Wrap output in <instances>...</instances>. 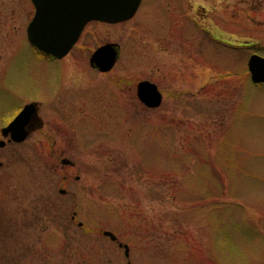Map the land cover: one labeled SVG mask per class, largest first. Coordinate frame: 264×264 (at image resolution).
<instances>
[{"label":"rangeland","instance_id":"rangeland-1","mask_svg":"<svg viewBox=\"0 0 264 264\" xmlns=\"http://www.w3.org/2000/svg\"><path fill=\"white\" fill-rule=\"evenodd\" d=\"M5 7L0 94L18 96L0 110L39 100L44 126L0 182V264H264V86L247 67L264 56V0H143L129 21L89 24L61 64L27 40L33 4ZM107 43L120 57L98 73ZM144 80L157 109L136 95ZM59 89L89 102L56 110Z\"/></svg>","mask_w":264,"mask_h":264},{"label":"water","instance_id":"water-1","mask_svg":"<svg viewBox=\"0 0 264 264\" xmlns=\"http://www.w3.org/2000/svg\"><path fill=\"white\" fill-rule=\"evenodd\" d=\"M35 13L27 29L30 44L40 53L63 58L67 56L80 39L86 25L97 21L118 24L131 20L137 13L142 0H31ZM120 57V45L108 43L97 48L91 55L90 65L100 72H108ZM248 71L254 84H264V57L252 54L247 62ZM137 97L148 108H158L163 95L158 86L144 80L137 84ZM31 108L28 106L27 111ZM15 124V123H14ZM12 124L10 127H12ZM64 165H72L69 159H63ZM65 194V190H60ZM103 235L112 241H118L111 231ZM124 248L129 258L130 247ZM130 264V262H128Z\"/></svg>","mask_w":264,"mask_h":264},{"label":"flooded vegetation","instance_id":"flooded-vegetation-1","mask_svg":"<svg viewBox=\"0 0 264 264\" xmlns=\"http://www.w3.org/2000/svg\"><path fill=\"white\" fill-rule=\"evenodd\" d=\"M27 1L28 4L32 3L31 0H27ZM142 4H143V0L141 6ZM7 5L9 6L10 3L7 2ZM14 15L15 13L12 8L9 11V8L5 7L2 9V11H0V49L4 53H8L10 51V48L13 47V43H14L13 33L16 30V27H14L13 25L15 22ZM20 16L22 17L23 22L25 21L27 22V24L25 25L26 27L25 32L27 36V29L32 20L30 10L24 11V13L20 14ZM91 23H99V22H91ZM221 43H225V42L221 41ZM75 47L76 46H74V48ZM67 57L68 55L60 59L54 57H46V58H48L50 61H58L61 64V61L66 59ZM11 59L12 58H10L9 61H11ZM92 69L98 73H101L95 70L94 68ZM3 72L2 74H4ZM3 95H6L7 97L18 96V93H13V92L1 93L0 98H2L1 96ZM14 98L15 100L19 99L20 102L16 105L12 103L11 105H9L7 109L0 110V182L1 181L4 182L5 179L7 180L10 179V174L7 172L8 168H10L11 165L13 167L14 165L18 164L21 159H24L28 156V152L25 150L26 144H28L33 131H35L37 128L41 129L44 126L43 120L41 119L42 117L40 115V104H42V102L33 98L30 99L28 97L22 99L18 97H13L11 100H13ZM54 100L57 101L56 103H54L56 106L55 108L56 110H59L60 107L66 105L68 107H72L73 109H75L76 104H78L79 101L89 102V99L84 96H79L78 94L75 95L73 92H69V93H67L66 91L62 92V89H59L55 93ZM28 106H31V108L27 111L26 108ZM12 124L14 125L10 127ZM63 159H68V158L65 157L62 158L61 163ZM62 165L74 166L75 164L72 162V165H64L63 163ZM76 180H79V177H76ZM75 216L76 215H74L72 219H75Z\"/></svg>","mask_w":264,"mask_h":264},{"label":"trees","instance_id":"trees-1","mask_svg":"<svg viewBox=\"0 0 264 264\" xmlns=\"http://www.w3.org/2000/svg\"><path fill=\"white\" fill-rule=\"evenodd\" d=\"M242 46H239L238 48H241ZM243 47H246V46H243Z\"/></svg>","mask_w":264,"mask_h":264}]
</instances>
